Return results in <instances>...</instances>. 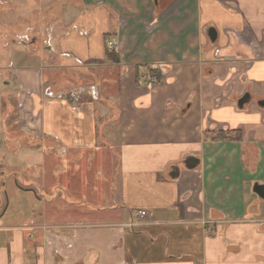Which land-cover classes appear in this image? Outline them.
<instances>
[{
  "label": "crops",
  "instance_id": "1",
  "mask_svg": "<svg viewBox=\"0 0 264 264\" xmlns=\"http://www.w3.org/2000/svg\"><path fill=\"white\" fill-rule=\"evenodd\" d=\"M67 11L9 75L21 134L5 147L35 160L0 172V264H264V0ZM97 141L117 162L105 193Z\"/></svg>",
  "mask_w": 264,
  "mask_h": 264
},
{
  "label": "rangeland",
  "instance_id": "2",
  "mask_svg": "<svg viewBox=\"0 0 264 264\" xmlns=\"http://www.w3.org/2000/svg\"><path fill=\"white\" fill-rule=\"evenodd\" d=\"M47 3L46 0H0V172L6 171L10 173L15 170V167L19 165L23 166L31 161L35 160V157L31 155L29 150H25L23 144L18 146L17 150H9L5 147V142L8 137H15L21 134L16 129V101L13 96L15 85L9 80V75H15V71L19 68L33 65V61L29 59L20 60L23 52H28L29 55H37V50L33 44H26V47L20 45V41H26L27 37L34 42L36 38H46L53 29H69L70 22H67L66 26H62V18H69L66 16L68 6L77 5L78 0H50ZM49 25V26H48ZM29 39L28 42H29ZM55 39V37H54ZM35 50H32V48ZM26 56V55H25ZM45 58V57H44ZM43 57L40 58V62L43 61ZM68 72H54L53 77L65 76ZM44 79L51 77L50 73L45 71L42 73ZM5 83H11L8 86H4ZM16 92V91H15ZM50 91L46 92V89H42V95L44 97H57V93L50 94ZM76 91H69L64 97L68 99L69 93ZM91 93V92H90ZM90 98H95L90 94ZM69 100V99H68ZM79 102V101H78ZM97 102V101H94ZM97 104H95L96 106ZM99 105V104H98ZM100 116L97 118V134L98 127L101 123ZM37 146V147H36ZM36 149H40L41 145L35 144ZM96 148H99L103 153L101 180L102 190H110L109 187L113 185V169L116 166V157L109 154L110 151L100 141H97ZM108 152V154H107ZM108 157L110 161L108 162ZM107 162V164H106ZM110 168V169H109ZM106 169L110 171L107 172ZM17 173H21V179L27 180L24 173L20 170H16ZM99 177V176H98ZM2 182V181H1ZM2 184L0 183V188ZM2 192V189H0ZM104 201L113 200V196H107ZM110 204L111 202H106ZM151 213V212H149ZM147 213V215L149 214Z\"/></svg>",
  "mask_w": 264,
  "mask_h": 264
},
{
  "label": "built area",
  "instance_id": "3",
  "mask_svg": "<svg viewBox=\"0 0 264 264\" xmlns=\"http://www.w3.org/2000/svg\"><path fill=\"white\" fill-rule=\"evenodd\" d=\"M106 49H107V51H110V52H117V47L112 43V42H107L106 43ZM147 77H148V79H150L149 81H150V83L153 85V84H155L156 82H155V80L151 77V75L149 74V75H147ZM67 96H69V97H67L70 101H72V102H74V103H78V101H79V96L75 93V92H71V93H69V95H67ZM67 99V100H68ZM145 212H139V213H137L136 215H135V217L137 218V217H139V218H143V217H145ZM136 226V224L134 223V222H130L129 224H128V227L129 228H134Z\"/></svg>",
  "mask_w": 264,
  "mask_h": 264
},
{
  "label": "water",
  "instance_id": "4",
  "mask_svg": "<svg viewBox=\"0 0 264 264\" xmlns=\"http://www.w3.org/2000/svg\"><path fill=\"white\" fill-rule=\"evenodd\" d=\"M209 33H211L212 36H211V34H207V37H208V39H209L211 42H213V40L215 39V34H213V32H212L211 29L209 30ZM248 101H249V97L246 95V96H244L243 98H241V99L239 100V102H238V106H239V107H242V106H243L245 103H247ZM260 105L264 107V100H263V102L260 103ZM187 167H188V166H187ZM188 168H189V167H188ZM169 177H171V178H175V175L170 174ZM255 191H256V190H255ZM255 194H257V195L259 196V198H261V199L264 201V196H263V195H262V196L260 195V190H257Z\"/></svg>",
  "mask_w": 264,
  "mask_h": 264
},
{
  "label": "flooded vegetation",
  "instance_id": "5",
  "mask_svg": "<svg viewBox=\"0 0 264 264\" xmlns=\"http://www.w3.org/2000/svg\"><path fill=\"white\" fill-rule=\"evenodd\" d=\"M255 190L257 191V190H260V195L262 196H264V186H256V188H255ZM256 191H255V193H256ZM257 195V194H256ZM258 196V195H257ZM259 197V196H258Z\"/></svg>",
  "mask_w": 264,
  "mask_h": 264
},
{
  "label": "trees",
  "instance_id": "6",
  "mask_svg": "<svg viewBox=\"0 0 264 264\" xmlns=\"http://www.w3.org/2000/svg\"><path fill=\"white\" fill-rule=\"evenodd\" d=\"M151 76H153L152 78L155 80V82H156V80H158V74H157V72L156 71H151Z\"/></svg>",
  "mask_w": 264,
  "mask_h": 264
}]
</instances>
